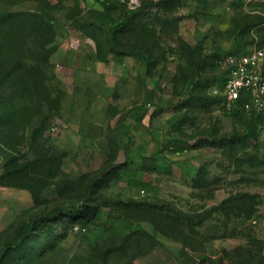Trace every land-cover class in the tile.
Listing matches in <instances>:
<instances>
[{
    "label": "rangeland",
    "instance_id": "rangeland-1",
    "mask_svg": "<svg viewBox=\"0 0 264 264\" xmlns=\"http://www.w3.org/2000/svg\"><path fill=\"white\" fill-rule=\"evenodd\" d=\"M123 7L132 17L115 31L120 45L144 53L150 86L175 99L147 119L149 126L186 147L171 153L177 162L166 170L141 172L158 190H152L155 197L140 194L146 204L133 202L122 177L108 171L122 152L116 147L105 156L101 141L94 142L116 124L107 113L121 108L123 114L148 99L142 62L115 50L107 63L78 55L89 51L83 40L88 32L96 34L93 49L105 57L104 28L94 27L121 21L122 6L97 11L83 0H0V13L36 11L53 19L52 30L43 33L53 40L36 55H49L40 90L50 102L32 116L37 103L22 97V89H7L0 99V218L15 215L0 231V244L18 234L16 210L33 200L39 206L71 197L92 206L86 230L77 219L64 218L11 248L0 264H264V137L230 142L243 123L234 112L237 102L222 92L225 68L219 61L227 53L264 50V0H127ZM101 71L103 79L76 85L81 72ZM74 103L83 108L81 134L67 120ZM238 192L258 195L252 215L228 201L226 209L203 218Z\"/></svg>",
    "mask_w": 264,
    "mask_h": 264
},
{
    "label": "trees",
    "instance_id": "trees-1",
    "mask_svg": "<svg viewBox=\"0 0 264 264\" xmlns=\"http://www.w3.org/2000/svg\"><path fill=\"white\" fill-rule=\"evenodd\" d=\"M108 1L109 3L105 4V9L116 2H119L120 6H122L123 16L121 21L115 25L107 26L106 28L97 24L94 28H104V35L106 41L109 43V48L106 50L108 54L115 50L121 54L140 58L142 62V81L148 93V99L135 108V118L133 122L125 131H118L119 143L125 151L128 152V149L129 151L132 150L131 145L134 139L136 141V138L140 137L139 142L135 145V157L144 158L164 157L162 154L164 150H170L171 152L184 150L186 143L182 139L178 137L155 136L150 133L149 125H144V119L147 115L152 117L154 112L165 110L174 103L175 99L173 95L166 96L163 93H159L153 85L150 86V61L144 53L120 45L115 31L119 27L125 25L132 17V14L127 13L126 8L123 7L126 1ZM52 23V18L44 16L41 12L39 13L36 11H8L0 13V99L3 98L2 94L7 89H22V97L26 98L31 103H37V109L32 113V116L36 112H42L44 104L50 102L49 93L46 92V90H40L45 89L49 55L46 54L43 58L37 57L36 55H41L40 49L47 52V50H45L46 44L53 39H44L43 33L52 30ZM92 26L90 25V27ZM91 35L95 36L96 34ZM227 54H225L224 57ZM224 57L220 58L219 61H223ZM216 61H218V59H216ZM226 75L227 73L225 71L222 78L224 82L226 80ZM33 95H35L34 98ZM7 98L13 104H16V99L14 97L11 98L8 96ZM247 101L246 98H239L234 101L237 102L234 107V112L243 123V129L240 133L230 138V142L233 145L246 144L249 139L259 140L261 137H264V110L257 112L247 108ZM150 107H153V112H151ZM148 134L150 137H147ZM122 166L123 165L118 164L114 166L116 171H114L112 167L108 171L115 176L121 177ZM94 185L97 184L92 183V186ZM108 185L109 183L99 186ZM54 192L55 191L52 190L54 197L57 198ZM257 196L256 193L238 192L236 195L227 198L221 204L208 210L203 218H207L213 210L226 209V202L228 201H233L229 206L234 208L237 212L250 216L257 209ZM134 200L133 202L136 204L148 203L143 201L144 199ZM129 202H131V199ZM34 203L33 200L32 204L20 209L18 212V218L21 221L18 234L4 240L0 244V263L11 251V248H21L26 240L33 234L49 232L56 222L64 218L77 219L81 224V229L86 230L88 224L87 220H89L88 218L90 217L92 206L84 202V200L69 197L64 200L57 199L48 205L36 206ZM186 216L190 218L188 215ZM80 226L77 224V227Z\"/></svg>",
    "mask_w": 264,
    "mask_h": 264
},
{
    "label": "crops",
    "instance_id": "crops-1",
    "mask_svg": "<svg viewBox=\"0 0 264 264\" xmlns=\"http://www.w3.org/2000/svg\"><path fill=\"white\" fill-rule=\"evenodd\" d=\"M83 2L85 3V5L88 8L91 9H95V10H103L105 9V4L109 3L108 0H83ZM83 40H86L88 42L89 45V51H87V53H78V55H80V58L82 60H90L92 62H99V63H107L110 61L109 57H108V53L106 52L105 57H102L97 51L96 49V37L89 34V33H83ZM78 42V41H76ZM80 44V43H78ZM92 46V48H91ZM95 50V51H94ZM94 51V52H93ZM81 69V68H80ZM85 69V68H83ZM88 69V68H87ZM91 70V69H90ZM80 71V70H77ZM84 74V73H83ZM82 76H85L83 78H81ZM80 76L78 75V81L76 83V85H81V84H90L92 81L94 80H99V79H103L105 76V73L103 71L97 73V72H90L87 75H82V72L80 73ZM143 103V102H141ZM141 103H137L135 105L132 104L128 110L126 112H124L122 114V112L124 111L123 109H119L120 111L115 112L114 114H108V119L112 120V119H116V124L115 125H111L109 123V127L106 129V133H101L98 136H96V140L94 142V145L96 144L97 141H101L100 144V151L103 155H110L111 153V149L112 148H116L118 147L120 149V152H122V160H120L117 164H121L123 165L121 168V177L123 179V181L125 182V185L129 188L130 190V196L133 199H141L139 197L141 193H145L146 194H152V196L155 197V194L152 193V190H158L157 187H153L151 186V184L148 182V180H146L143 176H141V172L142 171H146V169H151L154 171H164L166 170V167L170 164H173L174 162H177L176 160L172 159L171 157V153H177V152H171L169 151L168 153L166 152V150L163 151V155L164 157H157V158H144V157H135V145L139 142L140 137L136 138V141L134 139L133 144L131 145L132 150L128 152L125 151V149L121 146V144L119 143V137H118V131H125L128 126L133 122L134 118H135V108L137 107V105L141 104ZM77 103L72 104L71 106V111H70V115L68 116L67 120L69 122V125L71 127H73L74 131L78 134H81V129H79L80 123L83 121L82 119V115H83V108H81L79 105V107L81 108V120L80 122L76 123L75 121L72 120L73 116L76 115V110L75 108H79L77 106ZM151 112H153V107H150ZM159 112V111H156ZM154 112V113H156ZM154 115V114H153ZM152 115V116H153ZM150 115H147L144 119V125H149L147 119L150 118ZM82 125V123H81ZM108 126V125H107ZM150 133H152L155 136L161 137V135H159L158 133H156L152 127H150ZM135 133V130H134ZM147 137H150L149 134ZM116 143V144H115ZM155 144V141H154ZM65 150H67L68 152H70V150H72V148H70V146L68 147H64ZM120 156V154L118 155V157ZM140 160V161H145L144 165H139V166H135V161ZM116 164V165H117ZM115 165V166H116ZM151 192V193H150ZM158 196V195H157ZM28 206V205H26ZM26 206H21L19 209L16 210V216H18V212L20 211V209L26 207ZM15 215L12 214L10 217H1L0 218V231L2 229L5 228V226H7V224H10L11 222H13L15 219L14 217Z\"/></svg>",
    "mask_w": 264,
    "mask_h": 264
},
{
    "label": "built area",
    "instance_id": "built-area-1",
    "mask_svg": "<svg viewBox=\"0 0 264 264\" xmlns=\"http://www.w3.org/2000/svg\"><path fill=\"white\" fill-rule=\"evenodd\" d=\"M127 1V0H122ZM136 1V0H128ZM227 73L222 92L228 101L246 98V107L264 110V50L229 53L223 60Z\"/></svg>",
    "mask_w": 264,
    "mask_h": 264
}]
</instances>
